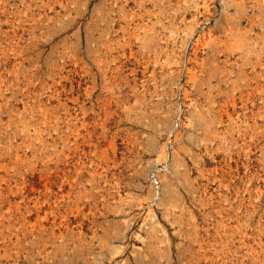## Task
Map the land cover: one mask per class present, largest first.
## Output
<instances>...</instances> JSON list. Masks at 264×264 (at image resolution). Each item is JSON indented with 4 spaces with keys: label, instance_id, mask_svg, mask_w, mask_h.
<instances>
[{
    "label": "rangeland",
    "instance_id": "obj_1",
    "mask_svg": "<svg viewBox=\"0 0 264 264\" xmlns=\"http://www.w3.org/2000/svg\"><path fill=\"white\" fill-rule=\"evenodd\" d=\"M0 264H264V0H0Z\"/></svg>",
    "mask_w": 264,
    "mask_h": 264
}]
</instances>
